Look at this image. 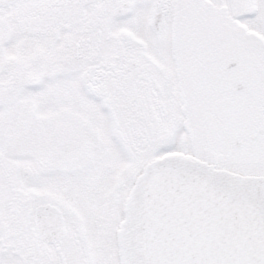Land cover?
Returning <instances> with one entry per match:
<instances>
[{
	"label": "snow or ice",
	"instance_id": "1",
	"mask_svg": "<svg viewBox=\"0 0 264 264\" xmlns=\"http://www.w3.org/2000/svg\"><path fill=\"white\" fill-rule=\"evenodd\" d=\"M0 264H264V0H0Z\"/></svg>",
	"mask_w": 264,
	"mask_h": 264
}]
</instances>
